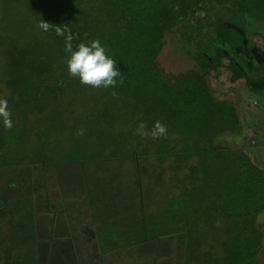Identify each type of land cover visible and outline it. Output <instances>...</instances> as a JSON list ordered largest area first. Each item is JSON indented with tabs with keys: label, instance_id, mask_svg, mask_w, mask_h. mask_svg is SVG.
I'll use <instances>...</instances> for the list:
<instances>
[{
	"label": "trees",
	"instance_id": "1",
	"mask_svg": "<svg viewBox=\"0 0 264 264\" xmlns=\"http://www.w3.org/2000/svg\"><path fill=\"white\" fill-rule=\"evenodd\" d=\"M202 2L205 0H0V84L13 86L8 97L4 93L2 96L12 113L11 130L0 120V218L7 233L5 246L0 244V264H40L44 253L39 243L44 237L37 216L32 218L36 210L33 187H45L47 183H41L33 173L40 163L48 162V152H53L50 148L58 146L64 137L72 146L78 139L77 148L85 152L80 155L82 162L127 160L130 167L134 166L131 169L136 173L128 178L130 186H125L128 199L130 196L125 202L132 204L128 210L141 211L139 191L145 187L141 182L151 186L159 199L157 216L141 212V223L131 226L138 228L141 236L148 234L147 228L156 220L165 219V224L158 221L162 228L156 239L174 234L184 241L194 238L199 246V237L213 240L218 233L222 242L214 243L220 254L210 253L215 250L211 240L210 251H204L206 264L253 263L251 259L263 244L264 228L255 220L264 214V165L252 160L256 154L252 145L240 149L228 146L229 140L238 142L232 134L247 129L248 114L241 110L246 115L239 116L241 101H234V87H228L227 92L233 93L230 99L219 101L197 67L171 82L156 63L167 32L181 35L183 43L195 46V55L187 54L197 65L202 57L206 68L216 67L212 64L215 60L222 61L224 50L219 45L213 40L202 42L200 36L188 32L189 27L198 30L193 15L204 9L200 7ZM260 10L264 17V10ZM9 16L12 20L8 23ZM41 19L67 24L75 37L74 48L80 42L99 38L117 61L123 83L118 79L115 88H91L71 77L65 38L54 30L43 32L38 27ZM207 24L219 34L220 23ZM250 70L254 76L249 78L240 67L230 68L226 80L233 83L244 79L248 90L264 87V67L252 66ZM112 91L118 95L113 97ZM65 92L72 95L68 100L71 105L64 99ZM70 115L77 123L64 120ZM157 120L167 125V137L153 140L136 134L140 122L150 129ZM63 128L71 132V138L60 134ZM79 129L85 130L87 143L77 135ZM113 133L117 140L111 137ZM144 160L152 164L142 174L137 165ZM24 166L28 168L23 175L13 178L12 172ZM23 184L28 188L22 191ZM12 186L17 188L13 198H3ZM84 194L88 195L86 189ZM110 198L101 202L110 205L112 201L114 206ZM121 203L122 213L127 203L124 205V198ZM101 209L115 214L106 211L104 204ZM113 218L109 215L106 224L115 226L118 219L122 220ZM23 223L39 236H34L30 244L21 233ZM46 223L43 221V225ZM95 237L100 247L102 241ZM42 247L46 255L51 253L52 248L45 243Z\"/></svg>",
	"mask_w": 264,
	"mask_h": 264
},
{
	"label": "rangeland",
	"instance_id": "2",
	"mask_svg": "<svg viewBox=\"0 0 264 264\" xmlns=\"http://www.w3.org/2000/svg\"><path fill=\"white\" fill-rule=\"evenodd\" d=\"M262 3H264V0H205V2H202L200 5L201 8H206L205 12L202 13V11H204L202 9L196 11L194 14V21L197 25L202 26V30L206 31V35L211 34L213 39L206 38L203 35V31L199 32L196 30V26L194 28L189 27L188 32L192 31L196 37L200 36L202 42L213 40V43L220 47H225L228 50L227 46H223V41L219 39V36L224 39L228 30L234 28L236 24H240L241 21H246L244 27L247 33L252 32L256 27H262V31L264 32V17L260 10H264V5ZM249 9H252L253 11ZM257 14L261 15L256 16ZM11 20L12 18L9 16L7 18L8 23ZM204 20L212 23L216 21L220 23L221 27L219 29V34H217V32L215 34L213 31L210 32L209 30H206L203 26ZM262 31L255 41L256 43L253 44L256 46L257 50H259L260 47L264 52V44L262 43L263 40H261V34H263ZM254 35L255 34L253 33L252 36ZM180 36L181 35H178V37H176L173 32L165 33L164 44L160 53L156 56L157 68L160 70V73L173 82L177 75L187 74L190 70H194L197 67L199 74H201L209 83V86L214 91L213 95L216 97V100L219 101L223 99V97L230 99L233 93L232 91L227 92L228 87H234V101H241L240 109H237L239 116L243 117V115H246L244 113L241 114V110H243L248 114L246 120L249 122L248 126L245 125L247 129L244 130L243 128L237 134L231 135L236 138L238 142L236 141L237 143H234L229 140L228 146L232 149H240L241 146L246 148L247 146L252 145L254 147L253 149L256 151V154H254L255 157L252 160L259 161L264 165V87L262 86L261 89L257 88L248 90V86L243 85L245 82L244 79H240L233 83L227 82V72L230 65L228 60L225 59L222 61L219 60L216 67H213L212 69L206 68L203 57L201 58L202 63H198L197 65V62L192 58H189L187 54V52L189 54L194 53L196 51L195 46L189 43H183L181 41L182 37ZM184 48H186V51ZM263 52L260 51L259 54L261 59L264 57ZM194 55L193 58L195 57ZM214 74H216V76H214ZM248 76L250 78L253 77L254 74L249 72ZM12 87L13 86L8 85L4 86L3 83L0 84V97L3 96V93L8 97ZM65 94V101L71 105V103H69V101H71V93L65 92ZM64 120H72L77 123L76 119H74V115H70ZM60 134L70 138L72 137L71 132L66 130V128L60 130ZM244 134L245 136L247 135V137L242 139L241 136ZM78 136H82V139L86 142L84 135ZM111 137L114 140H117L116 133H113ZM53 141L56 140H52L51 142ZM77 142L78 139L75 138V144L72 142L74 145L72 146L64 137V140L59 142L60 144L58 146L55 145L50 148V151L53 152H48L50 158L48 162L38 165L41 169L36 170L35 174L33 173L34 176H37L38 179L41 178L42 181L47 184L45 187H42L41 184L35 185L37 189L35 196L33 197V202L37 212L36 210L35 214L34 211L32 212V218L34 216L35 219V216H37V224L40 225V229L42 228L43 232L44 238L42 239L47 240L48 237L51 236V238L56 239V243L59 242L53 256L47 257V251L42 247L43 240L41 239L39 243L41 246H39V248L43 251L44 256L40 260V264H99V258L100 263L102 262L101 264H190L193 261L192 259H195L193 264H198L199 262L200 264H206L207 254L204 251H210L209 244H211L212 239H209V237H199V246L196 245L194 238L190 241L187 239V242L184 241V238H177L174 234L156 239L159 235L158 231L162 228V226L159 227L158 224L159 222L165 224V219L156 220V224H152L147 228L146 233L148 234L145 236H141L140 233H138V231H140L138 228L132 229L131 226L137 227L138 224L141 223V221L138 220L141 212H144L146 215H152L153 217L157 216L159 199L154 196V191L151 190V186L146 185V182H141L143 185L145 184V187L139 191L140 205L142 206L141 211L137 208H131L128 210L132 204L125 202L127 200L128 202L130 201V196L128 199V193L125 186H130V180H128V178L130 176L133 177L136 173L134 170L133 173L131 169L134 166L130 167L127 160L107 159L106 161H100L97 163L94 161L91 162V160H84V162H82L80 159L83 157L80 155L85 152H82L84 148H77ZM116 147L117 144L114 148ZM89 149H91V147H89ZM149 164L152 163L144 160L137 165V167L143 174L148 169ZM27 168L28 166H24L21 170H14L12 172V177L15 178L17 174L23 175ZM40 171L41 173H39ZM32 181L33 177L26 182V184L30 185ZM26 184L20 186V190L23 191L28 188ZM16 189L15 186L9 187L3 194V198L7 195L10 198H13V192ZM29 189H31V187ZM85 189L87 190L88 195H83ZM58 192H62L63 194H60L63 196ZM19 193L20 192L18 191L16 194L18 195ZM108 197H111L110 200H114V206H112V201L109 203L110 205L101 202ZM20 198L24 199L23 195H20ZM63 198L66 200H63ZM123 198L124 205L125 203L127 204L122 210V216L120 210L122 203L118 204V202L119 200L122 201ZM70 202L73 206H71ZM102 203L106 207V211H114L115 214L104 213L101 209V206H103ZM76 214H78V216L84 214L89 216V219L87 218L85 220L83 218L82 222H85L81 223V226L78 227L79 229L85 227L84 225H87L88 228L94 227L95 235L99 241H102L100 247L96 246L97 253L101 254L100 257L94 255L92 241H83L86 248L89 246L90 254L88 253V249L86 252L80 250V245L77 243L79 238L74 235L78 234V227L68 225L71 218L77 217ZM109 215L114 216L113 219H116V217H122V220L119 221L118 219L115 226L106 224V218L109 219ZM52 216L55 221L54 225L50 227L51 223L48 219L46 225H43V221H46V218H53ZM103 216L106 218L102 219L101 217ZM112 221L115 222L116 220ZM255 221L257 226H262L264 228L263 213L256 217ZM24 224L25 223L22 225L21 233L27 236V242L30 244V240L33 239L35 235L30 230L26 229ZM4 228L5 226L0 218V244H4L5 246L7 233ZM31 228L32 227H30V229ZM73 231L74 234L71 233ZM71 234L75 236H72L74 237L73 244L76 248V250L74 249L73 251L75 254V261L71 260L69 244L63 242V239ZM35 237L39 236L36 235ZM262 239L263 244L261 248H259L255 259H251V261H253L252 264H264V235ZM212 241L213 243L216 241V244L222 242L218 233L215 234ZM51 243L52 242H49L48 244ZM216 244L213 245L215 250L212 249L210 253H216L219 255L221 250ZM192 249L194 252H191Z\"/></svg>",
	"mask_w": 264,
	"mask_h": 264
},
{
	"label": "clouds",
	"instance_id": "3",
	"mask_svg": "<svg viewBox=\"0 0 264 264\" xmlns=\"http://www.w3.org/2000/svg\"><path fill=\"white\" fill-rule=\"evenodd\" d=\"M203 26L206 30L214 32V29L208 26L207 20H204ZM38 27L45 33L54 30L57 36L65 38L64 51L70 54L66 61L68 74L71 77L78 78L82 85L91 88L108 89L115 88L118 79L119 83H123V75L117 66V61L108 54L107 47L101 44L99 38L87 43L80 42L74 48L72 41L75 37L67 27V24L60 26L41 19ZM197 27L198 31H203V35L207 36L208 39L212 37L211 34L206 35V31L202 30V26L198 25ZM110 94L113 97L118 95L115 91ZM0 120H2L6 129L11 130L13 127L12 113L8 107V100L3 97H0ZM84 131V129H79L77 135H84ZM136 134L156 140L161 137H167L168 129L167 125L159 120L155 121L150 129L142 121L136 128Z\"/></svg>",
	"mask_w": 264,
	"mask_h": 264
},
{
	"label": "flooded vegetation",
	"instance_id": "4",
	"mask_svg": "<svg viewBox=\"0 0 264 264\" xmlns=\"http://www.w3.org/2000/svg\"><path fill=\"white\" fill-rule=\"evenodd\" d=\"M205 9L206 8L203 9L204 11H202V13L205 12ZM245 23H246V21H241L240 24H236L237 29L242 28L244 30V39L245 40L240 36L239 30H237L236 28H234V29L231 28L228 30V33L226 32L227 36L224 37V39L222 38V40H221V41H223V46H227L228 50L225 47H218V48L221 50H224V53L222 55V60L223 59L228 60L231 70L240 67L248 75V73L251 72L250 67H252V66H256L259 68L264 67V57L261 59L259 56L260 51L263 52L262 51L263 49H261L259 47V50H257L256 46H254V44H253V43H256L255 41L260 36L259 34L262 31V27H256V28H254V30L252 32L247 33L246 29L244 27ZM253 33L255 34L254 36H252ZM261 35H262L261 40H263L262 43L264 44V32ZM218 61L219 60H217V61L215 60L212 64L217 65ZM210 66H212V65H210ZM212 68H210V69H212ZM83 222H85V221H83ZM84 226L85 227H82L81 232H80L81 236L84 237V239H85L84 241L88 240L89 242L90 241L93 242V253L96 257H98V256L100 257L101 254H98L97 249H96L97 240L95 237L94 227L88 228L87 225H84ZM93 240H95V241H93ZM87 249L89 251L88 253L90 254L91 252H90L89 246H87ZM83 252H86V251H83ZM89 254H88V256H89ZM93 262H95V261H93ZM98 263L99 264L102 263V262L100 263V258L98 260Z\"/></svg>",
	"mask_w": 264,
	"mask_h": 264
},
{
	"label": "crops",
	"instance_id": "5",
	"mask_svg": "<svg viewBox=\"0 0 264 264\" xmlns=\"http://www.w3.org/2000/svg\"><path fill=\"white\" fill-rule=\"evenodd\" d=\"M44 162H42V163H40V164H43ZM41 168H38L37 170H40ZM39 173H41V171L39 172ZM33 177H35V176H33ZM37 177V176H36ZM40 181H41V183L43 182L42 181V179L40 178ZM33 188H35V189H37L36 188V186L34 185V187ZM59 190V189H58ZM60 191V190H59ZM59 193V192H58ZM61 194H63L62 192H60ZM59 193V194H60ZM60 194V195H61ZM61 196H63V195H61ZM42 199H44V198H42ZM63 200H66V199H64L63 198ZM71 203V202H70ZM71 206H73V204L71 203ZM79 209V208H78ZM77 215V217H74V218H71V221L68 223V225L69 226H72V227H78V226H81L80 224L81 223H83L82 222V219L84 218L85 220L88 218L89 219V216H87V214H84V215H81V216H78V214H76ZM87 216V217H86ZM46 218V217H45ZM49 220L50 221V227H52L53 225H54V223L52 222V218H46V220ZM74 219V220H73ZM66 224V223H65ZM74 224V225H73ZM81 229H82V227L79 229V227H78V229H77V233L78 234H74V231L73 232H71V233H73L74 235H76V236H78V238H79V240H78V242L77 243H79V248H80V250L83 252V251H87V248L84 246V237L83 236H81ZM73 234H71V235H69L68 237L66 236V238L65 239H63L64 241L63 242H67L68 244H69V253H70V255H71V260L72 261H75V254L73 253V251H74V249L76 250V248H75V246L73 245V243H74V241H73V238L75 237ZM72 236H74V237H72ZM56 239H53V238H48L45 242H43V243H45V247H50V248H52V250H50L51 251V253L49 254H47L46 256L48 257V256H53V254H54V252H55V250H56V248L58 247V243H56V241H55ZM66 240H68V241H66ZM49 242H52L51 244H48ZM72 264H76V263H72Z\"/></svg>",
	"mask_w": 264,
	"mask_h": 264
},
{
	"label": "water",
	"instance_id": "6",
	"mask_svg": "<svg viewBox=\"0 0 264 264\" xmlns=\"http://www.w3.org/2000/svg\"><path fill=\"white\" fill-rule=\"evenodd\" d=\"M234 28L237 29L236 26H235ZM234 28H233V29H234ZM237 30H239V32H240V36L244 39V30H243L242 28H240V29L238 28ZM226 36H227V35H225V37H226ZM244 40H245V39H244ZM244 40H243V41H244Z\"/></svg>",
	"mask_w": 264,
	"mask_h": 264
},
{
	"label": "bare ground",
	"instance_id": "7",
	"mask_svg": "<svg viewBox=\"0 0 264 264\" xmlns=\"http://www.w3.org/2000/svg\"><path fill=\"white\" fill-rule=\"evenodd\" d=\"M198 59H199V58H198ZM198 59H197V60H198Z\"/></svg>",
	"mask_w": 264,
	"mask_h": 264
}]
</instances>
